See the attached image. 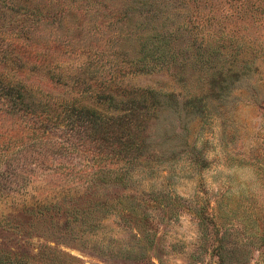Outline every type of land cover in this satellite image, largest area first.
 I'll return each instance as SVG.
<instances>
[{
  "label": "rangeland",
  "instance_id": "1",
  "mask_svg": "<svg viewBox=\"0 0 264 264\" xmlns=\"http://www.w3.org/2000/svg\"><path fill=\"white\" fill-rule=\"evenodd\" d=\"M0 83V264H264V0H0Z\"/></svg>",
  "mask_w": 264,
  "mask_h": 264
},
{
  "label": "trees",
  "instance_id": "2",
  "mask_svg": "<svg viewBox=\"0 0 264 264\" xmlns=\"http://www.w3.org/2000/svg\"><path fill=\"white\" fill-rule=\"evenodd\" d=\"M148 53L149 54L147 55L142 54L141 56L142 60L140 61V63L143 67L152 65L153 55L151 52ZM16 91L17 89L15 88V86L0 83V96H3V99H5V104L7 106H11L13 108L19 107V98H17L18 96L14 95ZM88 92L89 90L86 91V93ZM92 96H95L96 98L101 97L110 105L115 102V95L112 92H103L102 90H96V92H92ZM60 102V104H55L57 109H50V107H46L45 112H97L94 109H89L87 108V106L79 104L78 97L69 96V98L63 99Z\"/></svg>",
  "mask_w": 264,
  "mask_h": 264
}]
</instances>
